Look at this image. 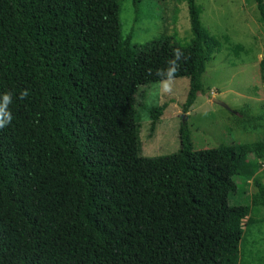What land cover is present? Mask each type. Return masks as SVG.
Here are the masks:
<instances>
[{
  "label": "trees",
  "instance_id": "trees-1",
  "mask_svg": "<svg viewBox=\"0 0 264 264\" xmlns=\"http://www.w3.org/2000/svg\"><path fill=\"white\" fill-rule=\"evenodd\" d=\"M122 1L0 0V98L12 97L0 129V264H246V234L264 220L230 198L244 193L236 177L246 185L263 167L264 141L195 150L184 125L176 153L140 155L139 87L188 77V113L222 44L187 0L189 42L134 45ZM254 2L264 23V0ZM165 108L150 109L153 125ZM237 112L243 128L264 126Z\"/></svg>",
  "mask_w": 264,
  "mask_h": 264
},
{
  "label": "rangeland",
  "instance_id": "rangeland-1",
  "mask_svg": "<svg viewBox=\"0 0 264 264\" xmlns=\"http://www.w3.org/2000/svg\"><path fill=\"white\" fill-rule=\"evenodd\" d=\"M123 0L120 20L124 37L132 44L171 37L183 44L192 38L187 0ZM202 24L216 36L221 51L206 65L202 75L204 91L188 113H183L189 78L165 80L140 86L137 110L141 123L140 140L144 157L168 156L181 147L180 130L187 126L195 150L264 141V126L243 128L240 113L250 109L262 115L264 125V23L254 0H196ZM138 6V9H137ZM167 82L168 90L163 85ZM222 103L223 105L215 102ZM166 108L153 125L152 107ZM240 192L230 204L251 206L255 221L264 220V207H255L257 185L264 181V165L246 185L236 177ZM243 259L246 264H264V222L246 234Z\"/></svg>",
  "mask_w": 264,
  "mask_h": 264
},
{
  "label": "clouds",
  "instance_id": "clouds-1",
  "mask_svg": "<svg viewBox=\"0 0 264 264\" xmlns=\"http://www.w3.org/2000/svg\"><path fill=\"white\" fill-rule=\"evenodd\" d=\"M179 59V56L176 57ZM170 64L172 65L168 72L167 76L169 79H171L174 75V73L177 70V65L175 61H171ZM165 90H168L169 85L167 82L163 85ZM27 92L22 93V96H26ZM12 102L11 93H5L2 98H0V129H3L7 124H9L12 120L11 112L8 110V107L10 103Z\"/></svg>",
  "mask_w": 264,
  "mask_h": 264
},
{
  "label": "water",
  "instance_id": "water-1",
  "mask_svg": "<svg viewBox=\"0 0 264 264\" xmlns=\"http://www.w3.org/2000/svg\"><path fill=\"white\" fill-rule=\"evenodd\" d=\"M215 102H217V103H219V104H221V105H223L222 103H220V102H218V101H216V100H214ZM224 107H226L225 105H223Z\"/></svg>",
  "mask_w": 264,
  "mask_h": 264
}]
</instances>
